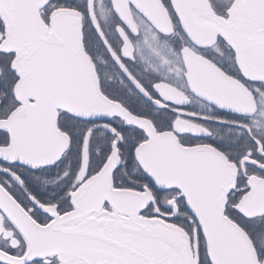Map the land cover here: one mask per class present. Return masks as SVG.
<instances>
[{
	"label": "snow or ice",
	"instance_id": "snow-or-ice-1",
	"mask_svg": "<svg viewBox=\"0 0 264 264\" xmlns=\"http://www.w3.org/2000/svg\"><path fill=\"white\" fill-rule=\"evenodd\" d=\"M208 4L0 0V264H264V0Z\"/></svg>",
	"mask_w": 264,
	"mask_h": 264
},
{
	"label": "water",
	"instance_id": "water-1",
	"mask_svg": "<svg viewBox=\"0 0 264 264\" xmlns=\"http://www.w3.org/2000/svg\"><path fill=\"white\" fill-rule=\"evenodd\" d=\"M154 16L160 21L162 25H166V17L162 14V10L159 8H155L153 10ZM191 17L196 18V25L193 29L194 34L198 40V42L205 46H213L217 37V33L221 32L222 29L217 27L215 24L210 22H200L201 18H207L208 21H215L217 17L212 12L210 5L208 4V0H196V6L194 9H191L189 12ZM194 62L197 67L206 66L207 68H212V65H209L206 61L200 60V58H195ZM254 79L264 80V73H256L253 75ZM201 82L207 81V73L201 72ZM209 90L204 89L201 91V94H207ZM217 95H221V93L217 92ZM227 95L230 98V102L233 107L237 108L240 111H253L254 106L251 103V96L246 92L245 89L241 88L239 85H235L230 87L227 91ZM234 174V172H233ZM227 189L225 188V191ZM264 191V189H261ZM242 210L247 215H257L260 212H264V197H257L252 199H247L242 205ZM253 210L255 213H247L246 210Z\"/></svg>",
	"mask_w": 264,
	"mask_h": 264
},
{
	"label": "flooded vegetation",
	"instance_id": "flooded-vegetation-1",
	"mask_svg": "<svg viewBox=\"0 0 264 264\" xmlns=\"http://www.w3.org/2000/svg\"><path fill=\"white\" fill-rule=\"evenodd\" d=\"M215 44H216V40H215L214 45H215ZM214 45H213V46H214ZM211 47H212V46H211ZM216 51H217V54H219V49H216ZM174 82H175V84L177 85V87H181V86L183 85V81H182V80L174 79ZM188 103H189V106H190L193 110H200V111H203V112L207 113V109L201 107L202 101L198 98V96H195V95L191 96V98H190V100L188 101ZM258 126H259L261 132L264 133V118H262V119H260V120L258 121ZM221 134H223V130H222V133H221ZM246 212H247V213H250V214H251V213H255V212H254V209H253V210H251V209L248 210V209H247Z\"/></svg>",
	"mask_w": 264,
	"mask_h": 264
}]
</instances>
